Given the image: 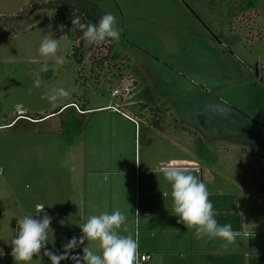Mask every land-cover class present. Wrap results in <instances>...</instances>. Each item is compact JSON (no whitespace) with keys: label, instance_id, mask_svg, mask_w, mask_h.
Instances as JSON below:
<instances>
[{"label":"rangeland","instance_id":"obj_1","mask_svg":"<svg viewBox=\"0 0 264 264\" xmlns=\"http://www.w3.org/2000/svg\"><path fill=\"white\" fill-rule=\"evenodd\" d=\"M45 1L0 0V264H16L11 242L17 221L38 215L37 204L52 217L50 251L63 254L73 234H81L83 179L80 185L72 172L77 155L86 156L89 170L96 168L100 130L134 134L135 126L121 118L119 129L116 123L109 130L99 126L118 113L91 107L108 103H127L121 108L137 116L143 162L151 153L197 157L213 172L214 180L203 182L210 194L245 196V211L264 220V0L245 9L240 0H97L116 17L120 39L88 46L81 62L72 55L79 39L56 35L58 13L37 7ZM45 36L59 41L62 66L39 53ZM60 87L68 98L55 104L42 99ZM115 88L121 92L113 94ZM145 88L154 99L148 114L151 107L164 109L156 114L159 122L130 106L146 100ZM71 101L75 108L66 107ZM67 102L59 115L38 119ZM82 105L91 109L78 112ZM69 114L84 121L80 130L67 127L72 144L62 136ZM153 123L171 139L157 153L148 152ZM172 135L186 145L174 146ZM128 148L134 149L132 139ZM77 254L79 248L71 253ZM69 261L75 264L71 256L61 264ZM31 264L52 262L42 252Z\"/></svg>","mask_w":264,"mask_h":264},{"label":"crops","instance_id":"obj_2","mask_svg":"<svg viewBox=\"0 0 264 264\" xmlns=\"http://www.w3.org/2000/svg\"><path fill=\"white\" fill-rule=\"evenodd\" d=\"M123 104L127 105L117 102L91 107H107L112 112L118 113L117 117L116 115L111 117L108 126L100 123L99 126L102 128L113 129L115 123L117 126V122L121 119L135 127L134 136L123 130L113 131L111 134L104 130L98 132L99 159L96 168L89 170L86 156L77 155L78 159L72 172L80 185L83 179L79 203L81 217L85 222L91 215H99L105 211L111 213L115 209L121 210L128 217L129 231L133 235L139 233V252L150 256L142 264H264V220L259 218L255 220L245 211V202H243L245 196L210 194L209 199L214 205L217 221L221 225L231 224L233 230L238 233L237 243L227 249L221 246L223 242L220 240L195 239L194 230L187 229L183 223H178L179 217L175 216L173 210L171 184L164 178L165 168L170 165L185 167L202 182L206 178L207 182H212L213 172L197 157H164L162 154L154 156L155 154L151 153L143 162L138 146L137 116H132V113L122 109ZM147 108L149 106L135 114L148 115ZM163 110L156 112L165 114ZM53 111L40 114H51L49 116L52 117ZM77 111L82 109L78 108ZM161 120L158 118L156 121ZM110 125L112 126L109 128ZM150 127H153L150 131L154 134L149 135L151 137H149L148 152L154 150L157 153L168 148L171 139L168 136L164 138L165 134L162 133L160 125L154 124ZM110 135L113 138L108 141ZM131 139L134 141L133 150L128 148ZM172 140L174 146L186 145L185 141L174 135ZM241 189L245 191V188L241 187ZM79 230L81 234L75 232L73 235L81 236L82 230ZM86 244L87 241L79 247L81 255ZM90 246L99 251L95 243ZM70 263L71 261L68 264Z\"/></svg>","mask_w":264,"mask_h":264},{"label":"clouds","instance_id":"obj_3","mask_svg":"<svg viewBox=\"0 0 264 264\" xmlns=\"http://www.w3.org/2000/svg\"><path fill=\"white\" fill-rule=\"evenodd\" d=\"M72 24L78 25L82 31L85 46L119 41L122 31L112 13H105L98 24L81 23L79 17L73 18ZM58 51V40L47 36L42 39L39 53L44 57H55L56 64L62 66L64 59L57 56ZM48 70L47 64L41 68V71ZM36 87H40L39 81H36ZM69 96V91L60 87L45 92L42 99L55 104ZM164 178L171 184L173 210L175 216L179 217L178 223H183L187 229L194 230L195 239L220 240L223 242L221 246L225 249L237 243L238 233L233 230L231 224L221 225L217 221L206 184L193 175L191 170L170 165L164 170ZM35 211L38 215L43 213L42 217L38 219V215L35 217L26 215L17 221L19 231L11 242V255L16 264H31L34 257H40L42 252L49 257L52 264H61L62 260H67L70 256L75 264H140L139 233L133 235L129 231L128 217L121 210L91 215L80 226L82 235L79 238L72 237L63 246V254L59 255L47 249L49 230L53 234L52 217L42 204H37ZM85 241L87 244L83 247V255H71L75 249L84 245ZM93 243L99 251L90 246Z\"/></svg>","mask_w":264,"mask_h":264},{"label":"trees","instance_id":"obj_4","mask_svg":"<svg viewBox=\"0 0 264 264\" xmlns=\"http://www.w3.org/2000/svg\"><path fill=\"white\" fill-rule=\"evenodd\" d=\"M239 5L241 6L242 9H245L247 7H254L255 2H254V0H240ZM37 7H40V8L45 7L48 9H53V10H55L56 13H58L60 27L57 30V34H56L57 36L67 34L71 39H73V38L79 39V44L73 45L74 49H73L72 55L77 61L81 62L83 60L85 54L87 53L89 47L85 46L83 33L79 29L78 25L74 26L72 24V19L75 17H79L81 23H97L98 24L101 17L105 13H107L105 11V9L103 8V6L97 0H46L45 2H43L41 4H37ZM144 94H146V95H144ZM141 96L142 97L145 96L146 100H142L139 98L137 104H131L133 106L137 105L136 109H135L136 111H140L141 109L149 106V105H147L148 102L153 101L151 92L146 88L144 89L143 94ZM71 102H73V104L70 106H66V107L76 106V104H77L76 101H71ZM138 105H140V106H138ZM64 106L65 105L56 108L52 113L62 112L63 110L66 109V107L63 109ZM80 109H82L84 111L82 113H85L90 108L83 106V108H80ZM156 111L159 113L161 111V109H159V107H157V106H155L153 108L151 107L150 112L151 113L154 112V113L148 114L149 113L148 112L147 114L148 115H156L157 114ZM22 115H24V114H22ZM49 115H51V114H49ZM49 115L41 116L38 119H44ZM55 115H59V114H54V116ZM82 115H84V114H82ZM25 116H28V115H25ZM75 116H76V114H69L67 116V119L62 120V128H63L62 135L69 142L72 141V137L68 136L66 134L67 133L66 132L67 127L71 126V128H77L76 130H78V129L80 130L83 126V123H84L83 120H79ZM156 126H157V124H156ZM261 196H263V198H264V194H262ZM47 248H48V250L53 249L52 243H50V241L47 245Z\"/></svg>","mask_w":264,"mask_h":264},{"label":"built area","instance_id":"obj_5","mask_svg":"<svg viewBox=\"0 0 264 264\" xmlns=\"http://www.w3.org/2000/svg\"><path fill=\"white\" fill-rule=\"evenodd\" d=\"M121 91L119 88H115L113 90V94H119ZM77 106V105H76ZM141 254V253H140ZM150 258V256L148 254H141V261L140 264H142L143 262L147 261Z\"/></svg>","mask_w":264,"mask_h":264},{"label":"water","instance_id":"obj_6","mask_svg":"<svg viewBox=\"0 0 264 264\" xmlns=\"http://www.w3.org/2000/svg\"><path fill=\"white\" fill-rule=\"evenodd\" d=\"M255 74H256L257 76H259V72H258V70L255 72Z\"/></svg>","mask_w":264,"mask_h":264}]
</instances>
